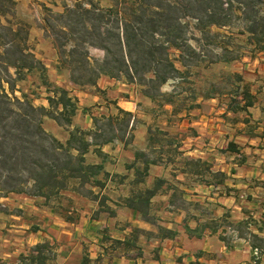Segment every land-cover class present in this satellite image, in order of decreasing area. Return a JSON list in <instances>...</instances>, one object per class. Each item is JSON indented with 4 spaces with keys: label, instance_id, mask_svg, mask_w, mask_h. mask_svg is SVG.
I'll list each match as a JSON object with an SVG mask.
<instances>
[{
    "label": "crops",
    "instance_id": "1",
    "mask_svg": "<svg viewBox=\"0 0 264 264\" xmlns=\"http://www.w3.org/2000/svg\"><path fill=\"white\" fill-rule=\"evenodd\" d=\"M220 62L227 85L217 87L212 79L195 90L194 106L183 110L171 101L157 110L151 96L139 102L143 94L136 84L101 74L92 86L99 108L112 112L114 107L115 116L122 108L138 119L129 139L119 134L122 138L100 144L104 156H95L107 170L124 175L108 185L112 193L105 191L113 212L95 202L70 222L43 204L42 197L21 194L32 201L40 222L37 229L31 223L17 225L34 236L23 235L7 253L13 259L0 257V264H253L251 241L240 237L227 243L220 237L223 225L217 231L211 225L222 223L225 214L235 222L251 216L256 223L250 231L264 239V49ZM203 66L210 70L214 65ZM65 81L79 97L76 114L89 117L93 128L89 99ZM119 151L127 160L111 164ZM138 152L155 160L139 183L134 181L135 168L143 165ZM179 157L183 163L175 164ZM157 178L165 182L151 199L150 211L157 217L152 222L127 206L125 198L153 186ZM159 226L174 232L164 236ZM43 243L42 260L31 261L27 256L38 254L34 246ZM257 264H264V255Z\"/></svg>",
    "mask_w": 264,
    "mask_h": 264
},
{
    "label": "trees",
    "instance_id": "2",
    "mask_svg": "<svg viewBox=\"0 0 264 264\" xmlns=\"http://www.w3.org/2000/svg\"><path fill=\"white\" fill-rule=\"evenodd\" d=\"M152 1L118 0L119 4L122 3L124 5L123 10H120L116 5L100 7L94 0H78L73 7L65 12L72 14L74 11H79L76 17H79L80 20L79 18L69 17L70 21L73 19H78V22L81 19L85 20V17L89 16V14H96L100 20L105 18L110 22L115 21L117 32L107 29V33L111 36L116 35L117 38L115 45L118 44L117 46L120 50L117 62L123 66V69L118 71H125V77L130 82L137 81L135 73L141 72L142 75H145L146 72H149L151 76L144 79H147L148 84H156L167 80V76L162 72L163 69L164 71H166L165 69L179 71L175 64V59L170 57V49H181V41L184 40L183 27L185 22L182 23L179 20L180 7L178 0ZM214 1L217 2V0ZM254 2L252 0H228L226 2L227 7H223V2H219L212 7H205L206 12L204 15L207 18L204 20L199 16H195V18L200 20V24L201 21L204 24L206 23V26L230 25L229 22L222 18V13L227 15L228 10L229 12L233 11L235 8L233 7L234 3L241 10L245 6H254L256 4ZM58 16L61 18L64 16V12L58 13ZM133 20L141 23V27L135 26ZM67 27L72 29V24H67ZM138 29L142 33L149 31L155 33L159 29L161 34H166L167 36L159 40L146 39L139 35ZM250 31L254 35L260 34L262 38L258 39V43L260 42L264 45V25H262L259 32L256 28H250ZM72 40L75 43L69 49V53H65L66 57L70 63L75 62L74 59H77L79 63L87 64V73L89 75L87 82L94 85L101 74L118 77L109 59L105 58L100 63L89 62L87 48L80 47L85 42L83 38H72ZM90 44L109 53L108 46L102 42H92ZM260 47L261 50L264 49V46ZM160 50L164 51L166 56L158 57L156 53ZM21 56L23 64L19 65L17 69L20 71L23 67L31 71L33 69V60L35 59L33 52L24 50ZM30 57L31 59L27 63ZM225 59L226 57L221 58L223 61ZM11 64L13 63L11 62ZM42 69L43 67H41V71ZM7 73L5 74L6 77L11 79ZM40 75L43 79V72ZM71 79L74 82H79L74 76H71ZM144 79L142 76L141 80ZM6 82L11 92L14 93L15 89L10 85V80L7 79ZM137 83L143 84L140 81H137ZM0 89H4L2 81H0ZM52 91L54 95L47 97L50 106L55 105L56 114H53L48 107L35 105L25 93L21 97L13 95L12 98L6 93H0V131L2 133L0 136V191H3L5 196L13 192L42 197L44 199L43 204L52 208L55 213L67 221L76 222L79 220L85 206L81 202L79 204L78 201H81V199L96 202L100 207L103 206L110 210V205L107 202L109 196L105 191L108 185L124 176L107 170L103 162L88 161L87 154L91 153L98 157L104 156L100 144L122 138L123 135H125V139H129L134 124L130 125L129 129L127 126L126 131L122 132L123 134L119 133L118 128L113 123V116L108 115L106 119L107 121H112V135L98 140L97 137H94V135L97 136L95 132L98 130V117L93 116V128L86 129L77 124L72 130H69L65 140H60L46 131L43 119L44 117H50L60 126L68 128L73 125L72 119L77 112V103L75 98L64 87L55 86ZM143 92L146 93V91ZM147 95L151 96L148 93ZM119 111L122 112L126 120L127 116H132L131 112L122 108H119ZM127 125H129V118ZM230 148H232V145H230ZM58 155L62 157L59 158ZM137 157H140L143 164L142 167L138 166L135 168L134 181L139 183L147 175L149 164L155 160H151L141 152L137 153ZM164 182V178H157L153 186L142 188L127 196L125 204L137 210L142 217L156 222L157 217L155 213L150 211V204L152 197ZM110 212L112 213L113 211L110 210ZM93 216L96 217L97 212ZM229 216V214H225L224 219L221 221L222 223L214 222L211 225L213 231H217L219 225H223V231L220 234L221 239L230 243L225 233L226 227L232 226L238 230L240 237H246L250 234L253 245H264V239L259 238L257 234L250 231V225L256 223L251 216L237 222L228 219ZM31 228L37 229V226L33 224ZM159 229L164 236H170L174 232L173 229L162 226H159ZM139 231V228L134 229L133 236L135 238H137ZM115 242L116 244L121 243V240L116 239ZM45 245L46 243L35 245L34 249L39 251L38 254L30 253L27 257L31 261H34V259L41 261V254L44 252Z\"/></svg>",
    "mask_w": 264,
    "mask_h": 264
},
{
    "label": "rangeland",
    "instance_id": "3",
    "mask_svg": "<svg viewBox=\"0 0 264 264\" xmlns=\"http://www.w3.org/2000/svg\"><path fill=\"white\" fill-rule=\"evenodd\" d=\"M77 1L0 0V79H3L0 81H2V87L4 88L3 90L0 89V93H6L10 98L13 95L21 97L25 93L35 105L48 107L53 114H56L55 105L53 104L51 107L47 97L54 95L52 90L55 86H65L64 88L75 98L76 103L78 104L79 102V97L66 86L67 82L65 80L69 79L72 82L71 86H74L73 88H76L77 92L79 91L82 99H89L90 112H93L94 116L98 117V130L95 132L97 136L94 135V137L100 140L111 136L113 132L112 121H107L106 119L108 115L113 116V123H115L119 133L126 131L127 126L128 129L132 124L136 126L138 119L136 114L131 112L132 116H127V120L129 118V125H127V120L122 112L121 115L120 111L119 115H114L116 112L114 107L112 112L111 110L106 111L105 108L100 109L98 104H96L97 101L92 96L95 94L92 93L94 92L93 84L87 82L89 77L87 64L79 63L77 59H74L75 62L70 63L67 59L65 53L68 54L69 49L75 43L72 38H83L85 42L80 47L87 48L90 63H100L105 58L109 59L118 74L116 79L130 82L125 77V71H118L123 69V66L117 62L120 50L117 46L118 44L115 45L117 42L116 35L111 36L107 33V29L117 32L118 29H115L116 22L107 21L105 18L100 20L96 14H89V16L85 17V20L81 19L79 22L77 21L78 19L70 21L69 17L79 18L76 17L79 11H74L72 14L65 11L73 7ZM94 1L100 7L116 5L120 10L124 8V5L122 3L119 4L118 0ZM155 1L153 0L152 2ZM218 1L223 2V7H227L226 2L228 0H217V2H213V0H178L180 7L179 20L182 23L185 22L183 27L184 40L181 41L182 47L180 50L170 49V57L175 59V64L179 71L176 72L173 69H165L166 71H164L163 69L162 72L167 76V80L156 84H148L147 79H144L151 76V73L146 72L145 75H142L141 72L135 73L137 81L143 83L132 82L136 84L138 90L143 94V96L141 94L138 96L139 102L144 103L142 100H144V95L146 96L148 93L155 100L157 110H161L167 101L175 104L178 110L192 108L194 106L192 100L195 99V90L198 87L206 88L212 82V79H215L214 82L215 84L217 83V87L222 88L227 85L228 81L226 82L225 75L222 73L221 58L240 59L244 55L257 53L261 50L260 46L264 45L263 43H258V39L262 37L260 34L254 35L250 28H256L259 32L262 25H264V0H252L256 3L254 6H245L241 10L234 3L233 7L235 8L233 11L229 12L228 10L227 15L221 14L222 18L229 22L230 25L206 26V23L204 24L202 21L200 24V20L195 18V16L202 17L204 20L207 18L204 15L206 12L205 7H212L218 4ZM61 12H64V16L60 18L58 13ZM67 24H72L73 30L71 27H67ZM133 24L141 27V23L136 20H133ZM137 32L146 39L159 40L167 36L166 34H161L159 29L155 33L150 31L142 33L140 29ZM92 42H102L108 46L109 53L91 45L90 43ZM24 50L33 52L35 56L31 71L23 67L20 71L17 69L19 65L23 64L21 54ZM156 55L158 57L166 56L162 50L158 51ZM30 59L31 57L27 60V63ZM208 62H213L214 65L210 70L205 69L203 66ZM41 67L44 70L42 69L41 71ZM42 72L43 79L40 77ZM6 73L10 75L11 79L6 77ZM71 76L76 77L79 82H74ZM142 76L144 80H141ZM7 79L10 80V85L15 89L14 93L9 89V85L6 82ZM57 80L60 83L62 82V84L64 83V85H59ZM143 91H146V93ZM87 92L89 93L88 97L85 95ZM72 120L73 125L68 128H59L55 125L52 118L44 117L43 125L48 133L55 135L60 140H65L69 130H72L77 124L83 125V128L90 127L88 124L89 117L85 119L79 112L76 116H73ZM134 125L133 129L135 128ZM130 134H132V131ZM58 157L61 158L62 156L58 155ZM87 159L94 162L99 160L92 154L87 155ZM124 160H127V158L123 155L121 156L119 151L112 154V160L110 161L111 164H124ZM183 160L182 157H179L174 163L182 164ZM106 192L112 193L110 188ZM22 195L12 192L5 196L3 191H0V257L8 261L12 260L13 257L7 253L13 251L23 235L30 234L34 236L28 231L24 233L25 227L19 228L17 225L21 223L36 225L40 222L38 220L40 216L35 213V209L30 205L32 201L24 199ZM78 202L85 205L84 210L91 208L95 204L83 199ZM42 214L45 215V213ZM17 236H20V238ZM6 239H12L15 243L11 245Z\"/></svg>",
    "mask_w": 264,
    "mask_h": 264
},
{
    "label": "built area",
    "instance_id": "4",
    "mask_svg": "<svg viewBox=\"0 0 264 264\" xmlns=\"http://www.w3.org/2000/svg\"><path fill=\"white\" fill-rule=\"evenodd\" d=\"M226 228L227 229H226L225 235L227 236V239H229V242H234L235 240H237L238 238H240L239 232H238L237 229H235L232 226H228ZM246 238L249 241H251L250 234H248L246 236ZM252 254H253L252 263L253 264L258 263L260 261V259L262 258V256L264 255V245H253L252 246Z\"/></svg>",
    "mask_w": 264,
    "mask_h": 264
}]
</instances>
